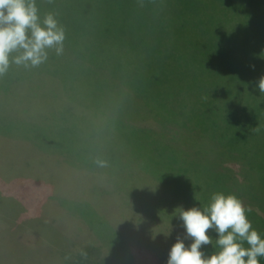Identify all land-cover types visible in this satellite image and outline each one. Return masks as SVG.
Listing matches in <instances>:
<instances>
[{
	"label": "rangeland",
	"instance_id": "1",
	"mask_svg": "<svg viewBox=\"0 0 264 264\" xmlns=\"http://www.w3.org/2000/svg\"><path fill=\"white\" fill-rule=\"evenodd\" d=\"M232 1L36 0L65 41L0 77V264H167L192 242L175 209L229 193L239 135L264 217V0Z\"/></svg>",
	"mask_w": 264,
	"mask_h": 264
},
{
	"label": "clouds",
	"instance_id": "2",
	"mask_svg": "<svg viewBox=\"0 0 264 264\" xmlns=\"http://www.w3.org/2000/svg\"><path fill=\"white\" fill-rule=\"evenodd\" d=\"M64 41L65 29L55 12L41 17L36 0H0V77L12 65L37 68L45 64L50 52L63 53ZM257 87L264 93V75ZM96 164L107 166L99 159ZM175 211L192 242L186 246L177 239L167 264H260L259 258L264 257V238L248 219L250 208L235 194L216 191L206 206L177 207ZM209 230L216 232L215 240L208 235ZM213 241L214 251L205 254L202 246H213Z\"/></svg>",
	"mask_w": 264,
	"mask_h": 264
},
{
	"label": "trees",
	"instance_id": "3",
	"mask_svg": "<svg viewBox=\"0 0 264 264\" xmlns=\"http://www.w3.org/2000/svg\"><path fill=\"white\" fill-rule=\"evenodd\" d=\"M152 1H153L154 5H156V4H167L168 5V3H170L173 8H177V6H179L182 2L184 4V0H152ZM188 1L190 2V4L195 9L202 8V9L207 10V5L209 4L208 0H188ZM218 2L221 3L225 7L228 6V8L232 7V5H233L232 0H218ZM123 3L130 6V7H133L134 5L137 4V0H123ZM235 5L237 6L239 4L237 3ZM41 10H40V15L43 16L44 14L41 13ZM169 10H171V9H159L157 11L164 13V12L169 11ZM234 10H238V8L236 7ZM174 13H176V12H174ZM181 18L183 19L184 17L182 16ZM250 20H251L250 18H244L240 22L245 23L246 21H250ZM180 26H184V24L180 25ZM173 33L179 35L176 32H173ZM254 48H255V46L253 47V50H254ZM253 50L250 51L251 54H252ZM236 140H238L237 146H236L237 147L236 149L238 151V153H236V159L231 160L232 162L231 161L228 162L227 163L228 165L224 164L226 161L225 159H223V161L221 163V166L225 167L226 170L230 172V179H229V185H228L230 188L229 193L235 194L242 201H244L243 198L246 196L247 197L250 196L251 198L252 197L258 198L256 193L253 192V191H256L257 181L256 182L253 181L251 176L252 175L255 176L254 172H256L260 169L256 168L255 165L253 167V165H251V163L245 159V157L243 156V154L241 152V150H243L244 144L247 142V137L239 135L238 137H236ZM229 163H231V164H229ZM258 205L260 207H262V209L264 210L263 204H262V206H261V204H258ZM248 208H250V211L247 213V216H248V219L250 218L249 220L252 222V225L258 226L260 219L262 220V223L264 224V217L259 214L260 212L255 207H252V208L248 207ZM259 230H262V229H259ZM208 235H211L213 240H214V238H217V234L215 231H210L208 233ZM260 235H264V232H263V234H260ZM245 246H247V245L245 244ZM206 250L209 253L210 249L207 248ZM81 252H82V254L88 255L87 256L88 258H81V259H79V261L76 260L77 262H75V264H90L89 259L92 255L90 256L89 254L92 252V250L84 248V249H82ZM259 260H260V264H264V257L259 258Z\"/></svg>",
	"mask_w": 264,
	"mask_h": 264
}]
</instances>
